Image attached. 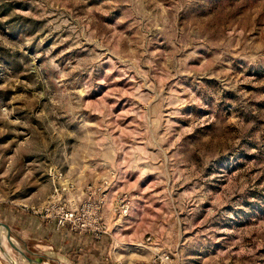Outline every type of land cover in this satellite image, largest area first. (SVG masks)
<instances>
[{
	"label": "rangeland",
	"instance_id": "obj_1",
	"mask_svg": "<svg viewBox=\"0 0 264 264\" xmlns=\"http://www.w3.org/2000/svg\"><path fill=\"white\" fill-rule=\"evenodd\" d=\"M55 187L101 205L114 264H264V0H0L18 264H78L42 235Z\"/></svg>",
	"mask_w": 264,
	"mask_h": 264
},
{
	"label": "built area",
	"instance_id": "obj_2",
	"mask_svg": "<svg viewBox=\"0 0 264 264\" xmlns=\"http://www.w3.org/2000/svg\"><path fill=\"white\" fill-rule=\"evenodd\" d=\"M66 187H55L51 196V200L44 206L42 211L46 218H50L56 230L68 228V230L78 234L90 236L93 239H99L107 233L108 229L105 226L100 214L101 205L91 204L90 202H80V198L70 199L77 203L61 201V191L66 190ZM129 207L123 205L119 210V218L128 215ZM147 240H150L148 237ZM168 255L157 254L154 259L148 261H140L132 264H166Z\"/></svg>",
	"mask_w": 264,
	"mask_h": 264
},
{
	"label": "crops",
	"instance_id": "obj_3",
	"mask_svg": "<svg viewBox=\"0 0 264 264\" xmlns=\"http://www.w3.org/2000/svg\"><path fill=\"white\" fill-rule=\"evenodd\" d=\"M118 221L119 220H115V222H113L114 225H116ZM43 225L44 232L42 235L45 234V236L49 238L51 249L55 251L54 254L65 259L69 254L67 252L71 251V253L75 255L72 258L74 259L75 257L74 260L77 261L78 264H114L111 257L109 258L106 255L107 240L105 235H103L100 240H95L90 236L78 235L67 230V228L56 230L53 226L54 224L50 225L44 223ZM30 228L31 227L28 225L27 229H29V231H31ZM148 249L151 255L152 246H149ZM129 252H131L130 255L133 256L134 253L131 250H129ZM119 256L124 259L122 254L118 255V257ZM115 260L119 259L115 258Z\"/></svg>",
	"mask_w": 264,
	"mask_h": 264
},
{
	"label": "bare ground",
	"instance_id": "obj_4",
	"mask_svg": "<svg viewBox=\"0 0 264 264\" xmlns=\"http://www.w3.org/2000/svg\"><path fill=\"white\" fill-rule=\"evenodd\" d=\"M0 236H1V242H0V257L3 260H5V261H7V262H9L11 264H13L14 263V260H15V257H14L13 254L10 253V251L8 249L5 248V241L8 238H6L5 234L2 233L1 230H0ZM15 263H17V262H15ZM28 263L29 264H35L33 262H28ZM20 264H24V263L21 262Z\"/></svg>",
	"mask_w": 264,
	"mask_h": 264
},
{
	"label": "water",
	"instance_id": "obj_5",
	"mask_svg": "<svg viewBox=\"0 0 264 264\" xmlns=\"http://www.w3.org/2000/svg\"><path fill=\"white\" fill-rule=\"evenodd\" d=\"M0 230L2 233L5 234L6 238H11L10 235L7 233L6 229L4 228V226L0 223ZM28 259V262H33L35 264H46L44 262H39L37 260H34V259H31V258H27ZM16 261L14 260V264H17L15 263Z\"/></svg>",
	"mask_w": 264,
	"mask_h": 264
}]
</instances>
